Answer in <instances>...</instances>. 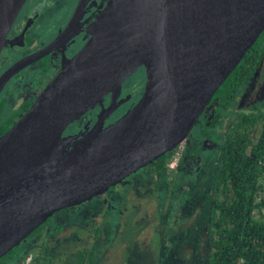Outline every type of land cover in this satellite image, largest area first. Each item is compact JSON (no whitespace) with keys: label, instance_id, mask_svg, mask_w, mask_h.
<instances>
[{"label":"water","instance_id":"95a60500","mask_svg":"<svg viewBox=\"0 0 264 264\" xmlns=\"http://www.w3.org/2000/svg\"><path fill=\"white\" fill-rule=\"evenodd\" d=\"M26 0H0V53ZM264 31V0H109L83 48L0 136V259L57 211L104 194L185 141ZM141 66L127 113L66 128Z\"/></svg>","mask_w":264,"mask_h":264},{"label":"rangeland","instance_id":"374dc122","mask_svg":"<svg viewBox=\"0 0 264 264\" xmlns=\"http://www.w3.org/2000/svg\"><path fill=\"white\" fill-rule=\"evenodd\" d=\"M145 79L142 71L129 80L137 97ZM27 87L31 90L33 84ZM27 90L24 95L30 101ZM219 105L210 103L202 116L216 120L218 114L219 122L214 126L203 122L192 129L180 154L179 174L158 191L153 182L143 187L134 177V185L123 181L82 204L59 210L39 234L23 240L21 254H11L0 264H75L73 254L80 250H87L83 264H209L221 146L240 117L264 112V62L228 106Z\"/></svg>","mask_w":264,"mask_h":264},{"label":"flooded vegetation","instance_id":"af4514ba","mask_svg":"<svg viewBox=\"0 0 264 264\" xmlns=\"http://www.w3.org/2000/svg\"><path fill=\"white\" fill-rule=\"evenodd\" d=\"M108 1L26 0L8 32L0 53V136L11 129L27 111L32 101L61 70L65 59L73 57L83 48L90 37L88 24ZM142 71L146 79L143 90L137 97L136 89L130 87L129 80ZM147 81V69L141 66L124 79L120 93L110 91L105 95L102 103L70 124L64 135L85 132L88 127L91 128L96 124L101 115L105 117V125L119 119L140 100ZM29 83L33 84L31 90H27ZM26 90L30 92L29 96L33 97L30 101H27L28 97L25 98ZM28 102L30 106L25 110ZM210 119V116L204 118L206 125L209 124ZM184 148L185 141L181 144V149L174 148L165 154L168 162L161 172L154 165L155 161L161 158L159 157L123 181L134 185L132 182L136 184L134 177H137L138 184H145L143 187H146L153 182L154 190L158 191V187L162 188L171 177L176 173L179 174L180 154ZM175 158L177 161L171 166ZM140 171L145 172V175L142 176ZM31 236L32 234L28 237ZM23 255L25 256V253Z\"/></svg>","mask_w":264,"mask_h":264},{"label":"trees","instance_id":"16d2710c","mask_svg":"<svg viewBox=\"0 0 264 264\" xmlns=\"http://www.w3.org/2000/svg\"><path fill=\"white\" fill-rule=\"evenodd\" d=\"M263 62L264 31L220 86L211 103L228 106L236 98L238 88ZM29 106L27 103L25 110ZM218 117L217 114L216 120L210 119L212 126L219 122ZM206 120L201 117L197 125L201 126L203 122L206 125ZM167 162L166 155H163L154 165L161 172ZM211 223L209 264H264L263 111L240 117L221 146ZM41 229L42 226L32 235L39 234ZM20 247L12 249L0 261L11 254L21 253L23 249ZM86 254L87 250L74 253L75 264H83Z\"/></svg>","mask_w":264,"mask_h":264},{"label":"bare ground","instance_id":"6f19581e","mask_svg":"<svg viewBox=\"0 0 264 264\" xmlns=\"http://www.w3.org/2000/svg\"><path fill=\"white\" fill-rule=\"evenodd\" d=\"M96 16H97V14L95 15L94 19H92V20L90 21V23L88 24V29H89V32H90V33L92 32V30H93V28H94V24H95Z\"/></svg>","mask_w":264,"mask_h":264},{"label":"built area","instance_id":"2783aa9c","mask_svg":"<svg viewBox=\"0 0 264 264\" xmlns=\"http://www.w3.org/2000/svg\"><path fill=\"white\" fill-rule=\"evenodd\" d=\"M182 143H183V142H182ZM182 143H181V144H182ZM181 144H180V146H177V147H176V150L179 149V148L181 149ZM176 161H177V160H176V158H175V160L172 161L171 166H173V165L176 163Z\"/></svg>","mask_w":264,"mask_h":264}]
</instances>
